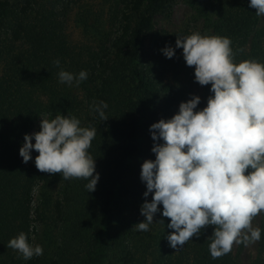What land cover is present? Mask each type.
<instances>
[{
	"label": "trees",
	"instance_id": "obj_1",
	"mask_svg": "<svg viewBox=\"0 0 264 264\" xmlns=\"http://www.w3.org/2000/svg\"><path fill=\"white\" fill-rule=\"evenodd\" d=\"M175 1L120 0L115 34L96 29L101 37L97 47L84 51L69 43L49 0H0V264H146L150 257L147 264H264V213L254 258L245 256V245L239 244L212 259V227L176 251L166 239L172 232L169 218L155 237L134 226L145 202L141 165L155 160L149 129L167 116L161 88L144 62L145 41L156 16H168ZM202 1L215 16L207 35L230 38L235 62L254 59L264 64V18L249 7L250 0ZM85 31L91 33V27L85 25ZM61 69L73 74L84 70L88 77L75 89V82L69 86L59 81ZM199 87L206 107L211 85ZM100 101L108 104L107 121L93 110ZM44 114L75 116L82 127L96 129L89 154L100 178L96 190L88 192L86 180L53 175L60 184L53 204L55 229L37 242L43 255L24 260L7 244L24 232L37 245L31 234L46 212L39 210L49 205L40 203L33 218V188L48 185L51 174L25 164L19 149L31 124ZM156 247L163 256H154Z\"/></svg>",
	"mask_w": 264,
	"mask_h": 264
},
{
	"label": "clouds",
	"instance_id": "obj_2",
	"mask_svg": "<svg viewBox=\"0 0 264 264\" xmlns=\"http://www.w3.org/2000/svg\"><path fill=\"white\" fill-rule=\"evenodd\" d=\"M249 7L264 18V0H250ZM231 44L228 37L199 32L177 37L175 47L182 49L186 65L194 67L195 82L211 85L212 95L201 110H196L201 97L193 95L172 118L150 126L155 160L141 165L146 191L140 212L145 220L134 225L148 231L162 205L172 229L166 237L169 246L177 251L212 227V259L231 253L234 245L260 241L261 229L253 221L264 213V64L254 59L235 62ZM162 52L167 58L175 55L171 46ZM54 64L59 67L60 61ZM58 77L61 83L79 86L88 73L61 69ZM107 108L104 101L93 104L104 121ZM95 136L96 129L82 127L75 116L41 118L40 130L25 134L19 155L27 163L35 150L39 172L86 180V189L94 192L100 177L89 149ZM7 247L24 260L43 255L42 246L30 244L24 232Z\"/></svg>",
	"mask_w": 264,
	"mask_h": 264
},
{
	"label": "rangeland",
	"instance_id": "obj_3",
	"mask_svg": "<svg viewBox=\"0 0 264 264\" xmlns=\"http://www.w3.org/2000/svg\"><path fill=\"white\" fill-rule=\"evenodd\" d=\"M49 2L50 8L53 9L59 20L65 25V32L69 43L82 48L84 51L97 47V40L101 37L98 36L99 32L96 29H99L108 36L115 34L118 29V22L122 11L120 0H49ZM209 12H211L210 7H207L202 0H176L168 16H156L154 28L146 38L143 58L147 66L146 68L151 72L154 80L161 88L160 95L163 99V114L167 115L166 117L164 116L165 120L177 114L180 103L188 101L193 95L201 97V103L197 106L196 110L198 111L205 107L202 91L198 83L195 82V76L192 73L194 67L186 65L182 49L176 48L175 44L177 37L183 38L191 35L193 32L207 35L211 29V21L215 17L214 15H210ZM85 25L91 27V33L85 31ZM166 46H171L175 49L174 57L167 58L163 54L162 49ZM74 88L76 89V85ZM71 89L73 88L71 87ZM35 96L39 98V94L35 93ZM42 99L43 101L48 100L46 96H43ZM41 118L53 119L55 117H50V114L40 115L31 124L26 134L30 135L40 130ZM32 142L35 143L34 139ZM37 155L38 153L33 150L31 152L32 159L25 164L30 166L35 165V157ZM21 159L23 160L22 157ZM48 180H50L48 185L47 183H41L33 188V218H35L36 209L40 203L46 201L49 205L48 209L41 207L39 210L40 212H46L43 213V221L37 223V231L31 234L34 244H39L37 242L44 239L45 235L47 236L49 233H52L56 226L53 204L59 199L60 184L58 180H54L53 175H49ZM151 199L152 194L150 195L149 202H151ZM162 211L163 207L161 205L160 211L154 216V223L149 226V235L153 237L157 235V232L163 230L168 220V218L162 216ZM262 214L254 219V227H259ZM144 220L145 217L142 216L140 222ZM161 220H163V223L159 222ZM156 242L157 247L161 246L157 240ZM166 244L165 242L163 246ZM233 248L237 249L238 245H234ZM157 250L159 251H152L154 256H163L162 250L160 248H157ZM257 252L258 242L245 246L243 254L254 258ZM149 259L151 261V257L148 258L147 263Z\"/></svg>",
	"mask_w": 264,
	"mask_h": 264
}]
</instances>
